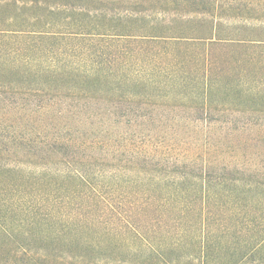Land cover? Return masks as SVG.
Segmentation results:
<instances>
[{
	"label": "trees",
	"instance_id": "1",
	"mask_svg": "<svg viewBox=\"0 0 264 264\" xmlns=\"http://www.w3.org/2000/svg\"><path fill=\"white\" fill-rule=\"evenodd\" d=\"M263 117L264 0H0V264H264Z\"/></svg>",
	"mask_w": 264,
	"mask_h": 264
},
{
	"label": "rangeland",
	"instance_id": "2",
	"mask_svg": "<svg viewBox=\"0 0 264 264\" xmlns=\"http://www.w3.org/2000/svg\"><path fill=\"white\" fill-rule=\"evenodd\" d=\"M95 6V5H94ZM97 7V6H95ZM89 106L93 107L94 109L91 108V110L94 113H97L98 111L102 112V110H108L109 111V107L105 106L102 104V100H98V102L96 103H87ZM177 106L174 108H169V107H163V106H151L148 108V110H152L153 111V115H155V118L160 117L159 122H155V124L157 125V127L164 129L167 132H169V130H171L172 128H181V124H186L185 128L187 131H184L182 134H184V136L186 137L187 135H192L194 137L198 136V133L191 131V127L188 128L189 126H187V122L185 121V119L188 117L187 114H191L189 113V111H187V109L183 108V106H180L178 104H176ZM174 109V110H173ZM179 117L180 120H177V122H173V120H171V117ZM216 118L221 117L220 120H222L224 118V116L221 113H217V115H214ZM188 119V118H187ZM231 116H228L227 119H223V120H231ZM234 119V118H233ZM102 120V119H101ZM190 121V120H189ZM235 122H233L234 125H240L242 126V118H238L235 117L234 119ZM246 123V122H245ZM200 124H204V121H199V125ZM215 126L217 128H213L214 130H219V126H221L220 122L214 123ZM244 124V123H243ZM246 125H251L247 128H245L244 132L242 133H237L235 135V140L236 137H238V139H242V140H247L249 142L246 143L247 146H251L247 149L242 150L241 152H239L237 155H235L236 153L234 152H227L225 153V157L228 158H237L239 160H241L244 163H255L258 165V162L262 163L263 168H259L260 171H264V117L262 119H259L257 121L255 120H251L248 121V123ZM79 129V131H83L88 133V136H99L102 139V123L100 125H83V126H78L75 127L73 129L74 132H77V130ZM190 130V131H188ZM163 134V133H161ZM211 136V137H210ZM209 140H211L212 142L215 139L214 134L210 133L209 134ZM231 137L228 136L227 139H224V142H226V145L230 146L233 143H230V139ZM232 146V145H231ZM92 153L96 156H101L102 157V151L100 149H95L92 151ZM99 162H102V159L98 160ZM252 168V167H251Z\"/></svg>",
	"mask_w": 264,
	"mask_h": 264
}]
</instances>
